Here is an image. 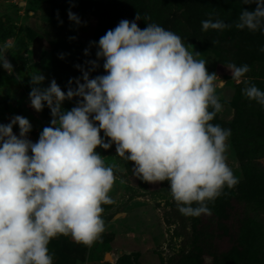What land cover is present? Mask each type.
<instances>
[{
	"label": "clouds",
	"instance_id": "obj_1",
	"mask_svg": "<svg viewBox=\"0 0 264 264\" xmlns=\"http://www.w3.org/2000/svg\"><path fill=\"white\" fill-rule=\"evenodd\" d=\"M68 2V20L81 25L71 11L74 0ZM242 3L255 8H243L235 27L264 33V0ZM56 18L63 23L59 10ZM139 19H122L89 41L83 54L90 56L95 47V59L74 64L81 75L69 78L66 91L54 78L42 86L46 77L39 70L30 76L29 106L37 113L47 107L51 117L37 141L29 138L33 126L22 115L0 123V264H53L51 239L71 236L91 247L100 238L102 205L115 203L109 196L114 170L124 169L106 166L98 148L114 144L116 155L133 162V175L144 182L167 181L186 217L211 215L208 202L239 182L226 162L231 129L210 123L222 111L217 89L226 81L210 73L208 62L197 60L180 36L156 23L142 30ZM201 23L203 31L232 27L220 19ZM14 46V39L0 44V67L9 75L7 53ZM101 60L104 74L92 77ZM227 69L232 80L246 85L243 95L264 106V91L242 80L249 65L230 63ZM74 98L70 110L62 107Z\"/></svg>",
	"mask_w": 264,
	"mask_h": 264
},
{
	"label": "rangeland",
	"instance_id": "obj_2",
	"mask_svg": "<svg viewBox=\"0 0 264 264\" xmlns=\"http://www.w3.org/2000/svg\"><path fill=\"white\" fill-rule=\"evenodd\" d=\"M207 1L168 0V13L160 26L180 36L197 60L208 62L206 67L210 73L215 72L218 79L226 81L224 88L217 89L222 111L210 123L235 130L240 137L262 145L264 106L243 95L246 85L232 80L227 64L218 57L220 48L236 46L241 49V54L252 60V70L242 80L264 91V52L260 51L264 47V33L235 27L242 9L252 10L255 4L243 5L242 0H234L236 8L225 13L231 18L228 24L232 27L222 32L203 31L201 22L207 19L204 17ZM74 2L71 11L80 17L82 24L79 26L68 20V0H0V44L15 40V46L7 53L13 73L9 75L0 67V123H8L14 114L28 118L33 126L28 135L33 142L49 125L51 117L47 107L37 113L29 106L30 76L39 70L46 77L42 86L46 87L54 78L66 91L69 78L81 75L74 64L95 59V47L90 49L88 57L83 50L89 41H97L93 29L102 10L91 0ZM56 10H59L62 24L56 18ZM191 17L197 23L194 30ZM36 38H40L41 44L34 48ZM60 53L65 54L64 59L59 58ZM259 55H263L262 67L255 59ZM102 63L101 60V72ZM91 76L94 77L93 72ZM74 104V99L64 101L62 107L70 110ZM18 131V126H14L13 132L18 134ZM226 143L229 146L226 162L239 182L231 189L225 185L222 194L208 202L212 214L199 217H186L178 211L167 181L147 183L134 176L133 162L117 156L114 144L108 150L98 148L106 166L115 164L124 169L114 170L116 181L109 196L115 203L102 205L105 231L91 247L74 242L71 236L51 239L48 249L49 254H54L53 264H264V253L256 254L248 246V229L242 221V209L250 193L231 135ZM258 162L264 164V158ZM121 179L125 181L123 184ZM253 199L264 205V189H256ZM176 216L183 219L188 233L185 238Z\"/></svg>",
	"mask_w": 264,
	"mask_h": 264
},
{
	"label": "trees",
	"instance_id": "obj_3",
	"mask_svg": "<svg viewBox=\"0 0 264 264\" xmlns=\"http://www.w3.org/2000/svg\"><path fill=\"white\" fill-rule=\"evenodd\" d=\"M91 1L100 6V9L102 10V15L99 18L96 27L93 29L97 41L107 30L113 29L122 19L131 21L136 15H138L140 19L137 20L136 23L139 28L144 29L147 27V23H156L160 25L161 20L165 14L168 13V0ZM207 4L208 6L204 12V17H207V19L211 18L214 21L220 19L225 23H228L229 20H231V18L225 14L226 11H231L236 8L234 0H225V2L220 0H208ZM191 26L193 30L197 27L196 19L194 17H191ZM227 30L228 28H225L223 31ZM230 35L231 34L228 32L227 36ZM253 51L255 53L254 49ZM241 52L242 50L237 49L236 46L223 47L218 50V57L221 62L226 63L227 65L229 63H234L237 66L247 64L251 71L252 60L244 57ZM261 58H263V55H259L255 59L258 61V65L262 67L263 62ZM93 73L94 76L100 75L101 73L104 74V70L101 72L98 68ZM231 136L236 153L241 160L242 170L245 174L250 193L246 200L247 202H245L242 209V221H244V225L248 229V246L255 251V253L257 252L258 254H261L264 253V205H261L260 202H254L253 192L258 188L264 189V164L258 162L264 158V143L262 145L253 144L244 137H240L235 130L231 131ZM176 217L179 224L182 225L181 234L185 238L188 233L184 226L183 219L181 216Z\"/></svg>",
	"mask_w": 264,
	"mask_h": 264
},
{
	"label": "water",
	"instance_id": "obj_4",
	"mask_svg": "<svg viewBox=\"0 0 264 264\" xmlns=\"http://www.w3.org/2000/svg\"><path fill=\"white\" fill-rule=\"evenodd\" d=\"M41 44V40H40V38H36L34 41H33V47L35 48V47H37L38 45H40Z\"/></svg>",
	"mask_w": 264,
	"mask_h": 264
}]
</instances>
